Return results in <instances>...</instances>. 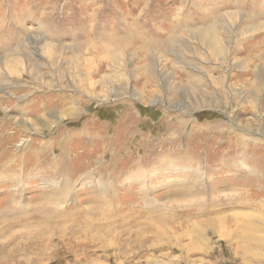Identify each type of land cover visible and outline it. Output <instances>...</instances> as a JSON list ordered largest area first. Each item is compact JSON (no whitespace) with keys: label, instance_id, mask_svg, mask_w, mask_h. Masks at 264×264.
Here are the masks:
<instances>
[{"label":"rangeland","instance_id":"obj_1","mask_svg":"<svg viewBox=\"0 0 264 264\" xmlns=\"http://www.w3.org/2000/svg\"><path fill=\"white\" fill-rule=\"evenodd\" d=\"M0 264H264V0H0Z\"/></svg>","mask_w":264,"mask_h":264},{"label":"bare ground","instance_id":"obj_2","mask_svg":"<svg viewBox=\"0 0 264 264\" xmlns=\"http://www.w3.org/2000/svg\"><path fill=\"white\" fill-rule=\"evenodd\" d=\"M87 185L92 188H101L104 185V181L101 179H96L93 182H88Z\"/></svg>","mask_w":264,"mask_h":264}]
</instances>
